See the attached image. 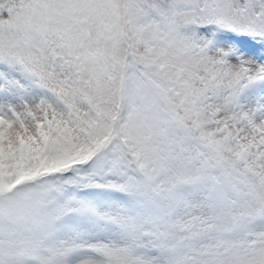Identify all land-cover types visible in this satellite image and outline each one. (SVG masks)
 <instances>
[{
    "label": "snow or ice",
    "instance_id": "snow-or-ice-1",
    "mask_svg": "<svg viewBox=\"0 0 264 264\" xmlns=\"http://www.w3.org/2000/svg\"><path fill=\"white\" fill-rule=\"evenodd\" d=\"M0 264H264V0H0Z\"/></svg>",
    "mask_w": 264,
    "mask_h": 264
}]
</instances>
